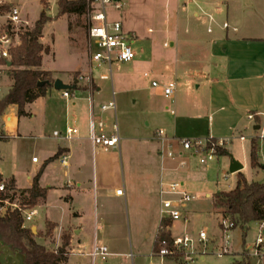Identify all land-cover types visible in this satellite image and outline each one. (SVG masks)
Instances as JSON below:
<instances>
[{
  "label": "rangeland",
  "instance_id": "obj_1",
  "mask_svg": "<svg viewBox=\"0 0 264 264\" xmlns=\"http://www.w3.org/2000/svg\"><path fill=\"white\" fill-rule=\"evenodd\" d=\"M7 1L18 5L23 19L27 18L30 22L29 24L18 26L17 31L21 35L19 38L16 37L14 39L15 42L11 49L21 45L23 33L27 29H33L41 12L46 11V14L52 20L46 23L41 41L45 45L50 46L51 51L43 55V68L45 70H53L56 75L66 78V75L73 74V70L80 69L84 65L87 58L89 28V17L87 14L82 16L63 15L56 18L59 14L57 0ZM44 1L48 2L46 6ZM219 1L220 12L216 18L220 25L227 21L231 24V27L233 26L231 18H227V12L231 17L236 15L243 16L245 11L247 13L257 11L264 15V0H252V4H248V0ZM175 3L176 0H170L167 7L166 0H122L121 9L117 10L112 6L107 9L110 20L121 21L125 31H133L137 35L133 45L137 52V57L133 61L127 62L128 64L115 62L111 71L107 70L106 67L95 66L93 68L94 75L98 79L105 73L110 76L109 80L99 82L103 85V93L106 96V100L113 99L112 83H114L113 89L116 91V111L107 110L103 114L107 130H110L112 124L116 122L120 136H129L132 139L129 144L126 145L125 143L126 146L122 145L119 148L117 145L115 150L117 165L114 166V169L115 173L120 176V188L122 190L126 187V184L122 183L124 174L127 179L126 182L131 176L137 187L141 183L142 170L146 164V158L145 155L140 154L147 151L148 142L144 140L151 137L154 128H156L152 115L147 108V98L156 97L155 102L159 108L163 107L165 109L166 105L170 106L166 115L171 119L174 115L171 114L170 110H175L176 114L179 115L182 104L185 105L195 97L193 94L197 85L203 83L208 77L204 64H208L213 68L212 59H210L209 51L203 41H208L215 37L216 32L219 31L217 23L209 22V20L204 18H201V22H196L192 15L196 11L200 12V9L195 1L186 4L187 7L184 9V14L180 16L177 22L174 15ZM11 5L4 4L0 8V32H3L6 27L8 9ZM212 30L213 33H210ZM171 41L175 42L174 46L170 44ZM165 44H168V46ZM150 53L169 62L167 79L163 82L168 83L170 80H176L179 90L183 85L185 86V90L179 92L178 95V99H181L180 104L178 102L177 105L175 103L169 105V98L155 96V88L151 86L153 76L146 64ZM129 66L134 67L133 72L129 70ZM175 68L177 72L174 71ZM145 72L149 73V76H146ZM174 72H176L175 75ZM0 83L7 93L12 85L10 67L5 71ZM56 93H61V91L56 90ZM41 101L29 106V110L34 112L35 109L40 108L42 106ZM81 105L82 102H78L76 106L75 119L77 123L75 126L80 129V134L83 135L86 132L83 125L85 107ZM8 112L15 115L19 123L20 136L0 139V168L4 177L14 174L18 178L20 185L24 186L28 184L27 176L32 170L33 156L41 154L42 140L35 137V134L39 135L42 133L44 136H49V134H52L54 126L46 124L42 131L39 130L38 133H35V127L40 129L41 118L39 115L35 119L30 117V111L26 112L25 115H19L15 106L9 107ZM245 135L247 136L246 142L233 141L234 152L241 160H246V155H248L247 168L245 170L247 177L250 180L264 182V168L262 167L264 166V135L261 134L260 130H255L253 127H249ZM252 136L257 137L259 144L258 160L260 166L257 168L252 167L250 159ZM225 138H229L230 143L232 137ZM111 149L104 150V148L98 146L96 151L92 153L90 146L83 145L79 150H82L83 158L86 151L88 167L93 168L96 159L100 166L102 159L106 160L114 155L115 152ZM223 156L219 155L217 160L210 162L207 166H203L207 167L205 174L186 179V188L193 195H196V198L188 208L189 220H176L173 232L178 236L184 234L196 236L201 230H206L210 238L209 247L213 251L206 254L203 259L197 258L188 264H232L236 261L248 264L251 261L247 250H243L245 247L255 244L260 232L259 222L250 223L245 229V236L243 234L244 230L240 226L229 230L228 234L231 237L229 252L218 254L219 248L222 244L224 245L225 241L221 228L222 216H218L215 213L213 198H207L205 193L210 192L213 195L217 190L229 189L236 179V176L229 172V166L225 162L227 158ZM76 158L79 161L81 156L78 154ZM180 178L182 177L176 176V179L180 180ZM137 187L135 194L132 197H128L127 202L124 196L119 197L111 190L108 193L106 206L101 203L96 194L92 193L89 195L86 192L80 200L79 206L83 212L78 217L70 216L69 214L64 215V207H59L60 203L57 202L59 195L54 192L50 197V205L53 204V207L49 206L51 208L49 211L45 207H39V215L35 216L31 221L25 222V226L31 228L30 226L34 224L39 229H44L39 232L35 228V232H33L35 239L46 246L48 250H56L58 239L54 232L55 229L53 235H45V220L47 216L50 218V214H52L53 218H56L61 226L62 224L70 223L79 229L83 228L82 236H84L86 233L94 234L95 222L98 223V220L101 222L104 212H107L113 227L112 230L123 238V246H127L129 253L132 251L136 254L137 248H132V243L133 246L137 243H145L148 239L146 238V233H150V239H152L158 226L157 200L150 195L145 201ZM20 194L22 201L24 197L28 196V193L22 195V192H20ZM39 201L37 204H39ZM50 210H52V213ZM96 229L101 237L103 230L99 227ZM245 252L247 256H243L240 260L238 257ZM235 256L237 259H234ZM74 259L79 260L80 258L77 256ZM153 261L155 264H161L159 257H154ZM106 262L105 264H108ZM254 262H256V259H252V263ZM118 264H132L131 256L120 258ZM164 264H174V262L168 259ZM175 264L184 263L178 261ZM261 264H264V259Z\"/></svg>",
  "mask_w": 264,
  "mask_h": 264
},
{
  "label": "crops",
  "instance_id": "obj_2",
  "mask_svg": "<svg viewBox=\"0 0 264 264\" xmlns=\"http://www.w3.org/2000/svg\"><path fill=\"white\" fill-rule=\"evenodd\" d=\"M1 1L5 4H13L7 0H0V2ZM193 1L196 2L200 9V12L196 11L192 15L196 19V22H201V18H204L205 20H209V22H216L219 28L214 38L203 41L209 51L210 59H212L213 68L208 64H204L208 77L203 83L197 85L196 91L193 94L195 97L189 100L185 105L182 104L179 115L176 114L175 110H170L171 114L174 115L171 119L166 115L170 106L166 105L165 109L163 107L159 108L155 102L156 97L147 98V108L152 115L156 128H154L151 137L144 140L148 142L147 151L140 155H145L146 164L143 167L142 179L138 187L131 176L126 182L127 179L124 174L122 183L126 184V187L123 189V194H117V190L121 189V181L120 176L115 173L114 169V166L117 165L116 146L111 147V150L115 152L114 155L106 160L102 159L100 166L96 159L93 168L88 167L86 151L85 157L83 158L82 150H79L81 146L84 145L90 146L92 148V153L96 151L97 147L95 149L93 148L89 137L92 105L95 115L103 117L106 111L102 112L101 106L111 101L106 100V96L103 93V85L99 83L100 81H104L101 79V76L100 79H98L94 75V72L92 73L93 85H89L86 79L79 80V75L90 74L88 56L84 65H82L80 69L73 70V74L66 75V78L56 75L53 70H46L53 72L52 76L55 80L61 79L65 84L74 86L73 89L68 90L70 97H64L63 90H60L61 93H56L57 89L51 86L43 96L26 105V112L30 111L31 118L35 119L38 115L41 118L40 129L35 127V133H38L39 130L42 131L46 124H52L54 129L49 136H44L42 133L39 134L40 136L35 134V137L42 140L40 149L41 154L39 156H33V158L38 157V161L36 162H34L32 158V170L27 176V185H20L18 178L14 174L9 177H4L3 174V177L8 182L14 179L16 191L21 192L22 189L31 188L35 176L40 173L39 184L42 188H46L48 192L47 197L41 198L39 204L35 206L38 211L37 215L40 213L39 207H45L47 211L53 207V204L50 205V197L54 192L59 195L57 202L60 203L59 207H64V215L69 214L74 217L80 216L83 212L79 204L83 194L86 192H88L89 195L92 193L96 194L101 200V203L106 206L108 193L111 190L119 197L124 196L127 202V198L135 194L137 187L145 201L151 195L158 202V226L155 234L153 238L150 239L151 234L146 233V238L148 239L143 244L137 243L133 246L132 243V248H137L136 254L132 251L129 253L127 246H123V238L120 237V234L112 230L113 227L109 221L110 218L107 212H104L101 222L100 220H98V223L95 222L94 234L86 233L84 236H82L84 231L83 228L79 229L70 223L66 225L62 224L61 226L60 222L50 214L51 217L49 218L47 216L46 220L56 224L54 231L58 239L56 248L62 244L64 235L70 238V244L67 247L68 258L61 264H93L91 253L95 243L106 245L110 252L106 260L107 262L97 261L96 264H105V262L108 264H118L120 258L129 256L132 258V264H149L161 222V183L163 181L178 180L182 181L186 188L187 178L191 179L193 176L199 177L205 174L207 170V167H203L199 164L196 157L182 151V146L178 142V139H182L183 137L206 138L211 136L214 138H225L231 136L232 139L230 143L220 152V155H224L223 157L227 158L225 162L229 166V169L233 158L242 165V168L236 172H230L229 170L231 174L236 176V179L229 189L220 190H233L237 186L238 175L240 173H242L249 182L255 181L250 180L245 173L248 155H246V160H241L234 152L233 141L246 142L247 136L245 133L248 131L249 127L260 130L261 134L264 135V15L257 11L254 13H247V11H245L243 16L236 15L231 17L227 12V18H231L233 26L231 27V24L227 21H225L223 25H220L216 18V16H219L220 12L219 0ZM47 3V1H44L45 6ZM169 3L170 0H166L167 7ZM247 3L252 4V0H248ZM186 4L176 0L174 15L177 22L180 16L184 14V9L187 7ZM225 23L228 24L227 28L224 27ZM210 33H213V30ZM170 44L174 46L175 42L171 41ZM146 64L153 76L152 81L156 80L160 83H166L163 81L167 79L166 76L169 69L168 61L150 53V57L146 61ZM41 69L45 70L43 68V61ZM129 70L133 72L134 67L129 66ZM176 70L175 68L174 71ZM176 72H174V75ZM146 73L147 72H145V75ZM146 76H149V73H147ZM171 81L176 80H170L169 82ZM111 87L112 93H116L113 89L114 83H112ZM139 89H137V91H139ZM154 90L155 96L165 97L161 89L155 88ZM182 90H185V86L183 85L179 90L177 85L175 97L173 99L169 98V105L172 103L177 105L178 102L180 104L181 99H178V95ZM165 98L168 99L167 97ZM40 100H42V106L40 108L35 109L34 112L29 110V106L37 104ZM78 102H82L81 106L85 107L83 125L86 132L83 135L80 134V129L75 126L77 123L75 113ZM11 106H15L18 111L17 105ZM9 107L4 112V117H6L8 124L17 128L20 136L19 123L15 115L8 112ZM249 114H254L255 118L249 119ZM67 127H73L78 130V133L71 140L63 137ZM158 130H163V137L157 135ZM55 131H59L61 135L54 136L53 133ZM109 131H111V129ZM252 137L254 138V136ZM81 140H83V142H81ZM131 140L129 136H120L119 148L125 145V143L126 145L129 144ZM109 149L110 148H104V150ZM169 151L175 152V157H169L167 154ZM63 154H68L70 156L68 167H63L60 163V157ZM78 154L81 156L79 161L76 158ZM217 159L218 157L216 160ZM181 161H186V165L183 168L179 167ZM262 167L264 168V166ZM176 176L182 178L179 180L176 179ZM186 189L189 191L188 188ZM213 195L210 192L205 193L207 198H213ZM49 206L51 208H49ZM50 212L52 213V210H50ZM215 213L218 216H222L220 209L215 208ZM175 226L176 222L172 224L170 229L173 236H177L173 232ZM30 227H35L36 231L38 230L39 232L44 230L39 229V227L34 224ZM98 227L103 230L101 237L96 229ZM250 248L251 245L245 247L243 251L247 250L249 254ZM218 251L223 253V244ZM245 253L238 258L241 260L243 256H246ZM77 256L80 258L79 260L74 259V257ZM87 258L89 259L87 260ZM234 259H237L236 256Z\"/></svg>",
  "mask_w": 264,
  "mask_h": 264
},
{
  "label": "built area",
  "instance_id": "obj_3",
  "mask_svg": "<svg viewBox=\"0 0 264 264\" xmlns=\"http://www.w3.org/2000/svg\"><path fill=\"white\" fill-rule=\"evenodd\" d=\"M179 2L188 3L193 0H177ZM89 3V28H88V41H87V56L90 63V74L79 75V80L86 79L89 85H93L92 73L93 68L106 67L111 71L115 62L127 63L133 61L137 57L133 45L137 39V35L133 31H125L123 23L119 20H110L107 14L109 7H114L119 10L122 8V0H87ZM0 2V8L4 5ZM29 24L27 19H23L21 9L18 5L12 4L8 9L7 24L3 32H0V80L7 70L8 61H10V49L14 45L15 38L21 35L17 30L19 25ZM224 27L227 28L228 24L225 23ZM19 42V41H18ZM17 42V43H18ZM168 46V44H165ZM147 75V73H146ZM103 80H109V74L105 73L101 76ZM152 86L161 89L163 95L167 98L173 99L176 94V81L168 83H160L153 80ZM8 92V91H7ZM7 94L3 85L0 83V100ZM64 97H70L68 90H63ZM113 99L101 106V111L107 110L116 111V102ZM254 114H249V119H254ZM78 133V130L73 127H67L63 137L71 140ZM54 136H60L59 131H55ZM157 135L163 137V130H158ZM19 137L18 130L15 126L8 124L6 117H1L0 120V139L3 138H17ZM89 137L92 142L93 148L100 146L105 149L117 146L120 141L119 127L116 122L112 124L111 131L107 130L106 122L102 116H96L95 112L91 110V119L89 123ZM182 146V151L189 155L196 157L199 164L207 166L210 162L216 160L220 152L225 149L229 143V138H182L178 139ZM169 157H175L176 153L169 151ZM182 154V152H181ZM68 154H63L60 157V163L63 167L69 165ZM33 161H38V157H34ZM186 161H181L179 167L183 168ZM0 215L2 217L9 215L11 212L18 210L22 213L25 222L33 220L38 214L37 208H29L23 204L20 192L16 191V187L10 188L9 182L3 177L0 169ZM117 194H123V190H117ZM161 197V221L169 220L173 224L176 220L184 219L189 220V206L195 200L196 196L189 192L182 181H163L160 189ZM260 232L256 238L255 244L249 250L251 261L248 264H261L264 259V221L259 222ZM172 226V225H171ZM167 226V230L171 229ZM221 228L225 238L223 245V253L228 252L230 247L231 237L228 231L236 228L235 222L231 217H223L221 219ZM172 243L170 246L163 242V246L158 251H153L150 256L149 264H155L154 257H159L161 264L166 260H171L174 263L188 264L195 261L197 258H204L208 253L213 252L209 247V235L206 230H201L198 235L192 236L184 234L180 236L171 235ZM221 255L222 252L218 251ZM110 255L109 248L106 245L94 244L91 257L93 264L97 261H106ZM252 259L256 262L252 263Z\"/></svg>",
  "mask_w": 264,
  "mask_h": 264
},
{
  "label": "trees",
  "instance_id": "obj_4",
  "mask_svg": "<svg viewBox=\"0 0 264 264\" xmlns=\"http://www.w3.org/2000/svg\"><path fill=\"white\" fill-rule=\"evenodd\" d=\"M57 4L59 14L56 18L63 15H88L89 3L87 0H58ZM50 20L52 18L45 11L41 12L33 29H27L21 36V45L10 51L12 85L0 100V120L11 105H17L18 114L25 115L26 105L43 96L51 87L47 84L39 86V81H55L52 72L41 69L43 55L51 51L50 46L41 41L44 27ZM258 153L259 144L257 137H254L251 140L250 152L251 165L254 168L260 166ZM39 178L40 173L35 176L31 188L21 190L22 195L28 193L22 202L29 208L35 207L39 199L47 197L48 190L40 186ZM9 186L10 188L15 187L14 179L9 181ZM1 196H3L2 193H0ZM213 205L221 210L223 217H231L236 227L240 226L244 230L245 236V229L250 223L264 221V182H249L240 173L237 186L233 190H217L214 193ZM171 225L169 220L160 222L154 246L155 251L161 249L164 241L168 246L171 245L172 234L170 230H167V226ZM55 227V223L46 220L45 235H53ZM0 243L22 254L25 264H61L68 258L67 247L70 244V238L64 235L63 243L56 250H48L46 246L35 239L32 228L24 225L22 213L15 210L4 217L0 215ZM245 255L247 256V253ZM232 264L243 263L236 261Z\"/></svg>",
  "mask_w": 264,
  "mask_h": 264
},
{
  "label": "water",
  "instance_id": "obj_5",
  "mask_svg": "<svg viewBox=\"0 0 264 264\" xmlns=\"http://www.w3.org/2000/svg\"><path fill=\"white\" fill-rule=\"evenodd\" d=\"M8 66L10 67L12 63L8 61ZM51 85L57 90H71L74 86L65 84L61 79H56L54 82L49 80L39 81V86ZM242 168V165L238 163L234 158L230 164V172H236ZM33 232H35V227L32 228ZM0 263L1 264H25L24 256L18 252H15L8 246H4L0 243Z\"/></svg>",
  "mask_w": 264,
  "mask_h": 264
}]
</instances>
